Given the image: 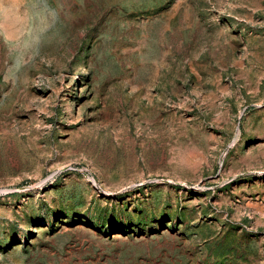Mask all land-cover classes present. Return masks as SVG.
<instances>
[{"label": "rangeland", "instance_id": "obj_1", "mask_svg": "<svg viewBox=\"0 0 264 264\" xmlns=\"http://www.w3.org/2000/svg\"><path fill=\"white\" fill-rule=\"evenodd\" d=\"M0 264H264V0H0Z\"/></svg>", "mask_w": 264, "mask_h": 264}]
</instances>
